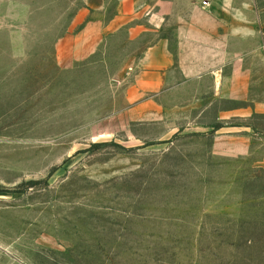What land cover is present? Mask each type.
<instances>
[{"label": "rangeland", "instance_id": "374dc122", "mask_svg": "<svg viewBox=\"0 0 264 264\" xmlns=\"http://www.w3.org/2000/svg\"><path fill=\"white\" fill-rule=\"evenodd\" d=\"M205 2L0 0V264H264V114L227 117L252 102L209 79L128 113L144 51ZM233 4L264 100V0Z\"/></svg>", "mask_w": 264, "mask_h": 264}, {"label": "crops", "instance_id": "0c3cea01", "mask_svg": "<svg viewBox=\"0 0 264 264\" xmlns=\"http://www.w3.org/2000/svg\"><path fill=\"white\" fill-rule=\"evenodd\" d=\"M128 4L132 5L133 0H119L121 17L129 13L124 10ZM251 7L250 4L242 6ZM203 8L195 10L179 24L174 49L168 39L160 38L144 51L137 65L138 72L127 90L131 120L154 122L164 118L169 109L165 100L171 93L205 79L211 81L214 92L225 98L252 102L226 112L227 117L252 112L264 114V100H251L253 87L258 81L254 65L248 62L250 56L259 54V49L235 45L236 40L246 42L258 37L252 25L254 21L248 19L242 9L235 8L233 0H211V3L205 2ZM83 18L79 21L85 20ZM149 18L157 28L165 23L164 16L158 13H149ZM95 23L93 26L101 31L109 27V23L102 19Z\"/></svg>", "mask_w": 264, "mask_h": 264}]
</instances>
